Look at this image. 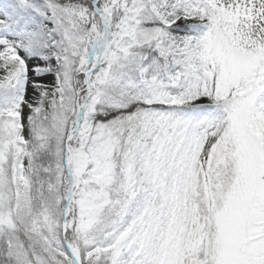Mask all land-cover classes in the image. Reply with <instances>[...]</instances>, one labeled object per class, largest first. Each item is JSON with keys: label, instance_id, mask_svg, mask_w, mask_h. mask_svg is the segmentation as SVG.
<instances>
[{"label": "snow or ice", "instance_id": "obj_1", "mask_svg": "<svg viewBox=\"0 0 264 264\" xmlns=\"http://www.w3.org/2000/svg\"><path fill=\"white\" fill-rule=\"evenodd\" d=\"M0 264H264V0H0Z\"/></svg>", "mask_w": 264, "mask_h": 264}]
</instances>
